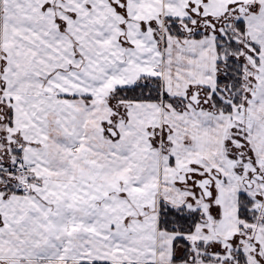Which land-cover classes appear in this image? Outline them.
I'll list each match as a JSON object with an SVG mask.
<instances>
[{
	"label": "snow or ice",
	"instance_id": "obj_1",
	"mask_svg": "<svg viewBox=\"0 0 264 264\" xmlns=\"http://www.w3.org/2000/svg\"><path fill=\"white\" fill-rule=\"evenodd\" d=\"M0 264H264V0H0Z\"/></svg>",
	"mask_w": 264,
	"mask_h": 264
}]
</instances>
